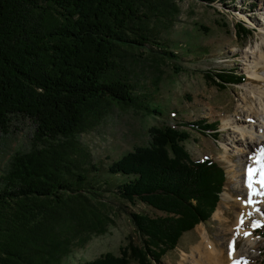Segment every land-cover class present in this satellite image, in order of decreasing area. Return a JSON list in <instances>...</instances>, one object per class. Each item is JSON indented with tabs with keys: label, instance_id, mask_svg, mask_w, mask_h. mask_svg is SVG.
I'll return each mask as SVG.
<instances>
[{
	"label": "trees",
	"instance_id": "obj_1",
	"mask_svg": "<svg viewBox=\"0 0 264 264\" xmlns=\"http://www.w3.org/2000/svg\"><path fill=\"white\" fill-rule=\"evenodd\" d=\"M168 1L0 0V131L15 114L37 127L30 150L15 154L0 175V264H61L73 243L106 231L111 218L103 191L164 215L129 212L141 245L80 264H151L210 218L224 170L209 157L192 160L183 145L187 132L153 129L147 146L107 167L125 179L107 190L110 182L88 176L75 139L110 105L149 109L139 103L124 63L150 42L176 57L148 23L176 12ZM243 34L244 28L235 29ZM214 75L225 83L244 78L229 70ZM151 111L159 114L157 107ZM186 124L203 134L217 125L203 119Z\"/></svg>",
	"mask_w": 264,
	"mask_h": 264
},
{
	"label": "rangeland",
	"instance_id": "obj_2",
	"mask_svg": "<svg viewBox=\"0 0 264 264\" xmlns=\"http://www.w3.org/2000/svg\"><path fill=\"white\" fill-rule=\"evenodd\" d=\"M168 5L176 10L173 15L170 14V18L168 13V18L150 20L148 23L150 27L154 26L157 37L176 57L164 55L156 48L159 46L156 42H150L145 51L135 50V54L125 58L124 63L139 103L143 106L147 104L149 109L110 105L104 109V114L92 129L77 134L75 139L83 147L81 160L90 169L88 176L100 182H110L111 185H103L106 190L125 180L120 175L110 174L107 167L133 152L136 147L147 146L152 139L153 129L165 126L188 133L189 138L184 140L183 145L192 160L209 157L221 165L225 181L210 218L183 233L174 249L156 261L151 260V264H194L196 257L191 258L192 250L203 239L201 234L206 233L216 243L223 242L225 249L227 237L235 233L231 224L236 213L242 212L240 199L245 196L236 186L243 182L241 169L246 157L230 146L228 139L234 141L238 136L235 128L224 124L234 116L244 118V109L240 106H243L242 98L249 86L264 89V82L258 83L249 77L245 70L249 62L242 53L264 40V34L257 26L260 22L258 18L264 22V13L259 9L264 6V0H169ZM239 27L245 29V34L238 37L235 29ZM158 38L156 41L159 43ZM219 70H229L244 78L225 83L214 75ZM263 74L262 68L260 75ZM206 75L223 84V87L214 84ZM248 104L256 107V99L250 98ZM155 106L159 114L151 111ZM198 119L217 123L216 130L203 134L186 124ZM36 128V123L27 116H11L7 130L0 131V175L9 169L15 154L30 150L35 143ZM91 164L96 169H91ZM102 193L111 218L106 231L90 234L83 244L73 243L61 264H80L105 254L119 256L130 244L141 245L142 238L131 222L129 212L150 217L164 215L139 200L130 203L113 192ZM223 193L231 198L225 200ZM217 211L226 223L215 216ZM262 217H259V221L264 224V213ZM256 220L254 216L249 218L243 227L245 232L253 229L251 238H258L256 247L250 250L254 256L247 258L248 264H264V227L253 228L251 221ZM229 225L230 232L225 234ZM237 241V248H248L246 244L249 241L244 235L239 236ZM129 264L138 262L131 260Z\"/></svg>",
	"mask_w": 264,
	"mask_h": 264
},
{
	"label": "bare ground",
	"instance_id": "obj_3",
	"mask_svg": "<svg viewBox=\"0 0 264 264\" xmlns=\"http://www.w3.org/2000/svg\"><path fill=\"white\" fill-rule=\"evenodd\" d=\"M262 10V13H264V6L259 8ZM254 17L257 19L258 17L254 15ZM243 18V17H242ZM257 24L259 27V30L264 34V22L261 21ZM243 53V58L249 62L248 65L244 63L245 70L248 72L249 77L258 81V83L264 82V74L260 75V70L264 69V40L257 44L250 49H246ZM251 84L253 82H250ZM261 85V84H260ZM254 97L256 99V107L252 104H248L250 101V98ZM243 106H240L244 109V118L235 117L232 120H228L225 122V126L228 124L231 125V127L235 128V132L237 133L238 139L236 140H230V146L234 150H239L243 154H245L246 161L242 166V176L241 179L243 182L241 185H237L236 188L239 189V191L244 192V198H241V205L240 209L242 212L236 213L234 223L231 224V226L234 230V234L229 238L227 237L226 243H225V249H223V242H214L212 241L206 233H202L201 236L203 239L197 244V246L192 250V259H194V256L196 257V261H194V264H233L234 260H241V261H247V264L249 263V260L247 258L254 256L252 254V251H250L252 248L256 247L258 238H251V235L247 237L248 244H246L248 247L247 249H239L237 248V238L239 236H242L244 230L245 224L248 222L249 218L256 217V219L259 221L263 217V206L264 204H255V205H245L244 200L247 199V188L245 186V178H246V169L250 163L249 158L250 155L254 154L258 149L264 148V89L260 86L256 88L254 86H249L248 91L244 94L242 98ZM236 115V114H235ZM257 124L255 121H257ZM249 139V140H248ZM245 144V146H244ZM240 145V146H239ZM243 146L242 148H240ZM232 150V151H234ZM224 197L225 200L228 198H231L229 194H222V198ZM255 200H264V197H254ZM237 200V199H236ZM239 200V201H240ZM236 202V201H235ZM238 202V201H237ZM239 205V203H238ZM255 208H260V212L254 211ZM237 212V211H236ZM251 212L252 215H248V213ZM243 214V225L239 224L241 215ZM216 217L219 219L221 218L222 221V215L220 216L219 211H217V214H215ZM226 223L224 220L222 221ZM253 222V221H251ZM262 222V221H261ZM223 224V223H222ZM239 225V234H237V229ZM231 226H228V230L226 229L224 232L227 234V231L230 232ZM236 230V231H235ZM253 229H248L247 232L252 233ZM233 233V232H232ZM224 235V234H223ZM200 236V237H201ZM222 236V235H221ZM235 239V251L232 253V255L229 254V243ZM225 240V239H224ZM223 240V241H224ZM186 256V255H185ZM184 259V258H183ZM191 259V261H192ZM180 264H183L181 262Z\"/></svg>",
	"mask_w": 264,
	"mask_h": 264
},
{
	"label": "snow or ice",
	"instance_id": "obj_4",
	"mask_svg": "<svg viewBox=\"0 0 264 264\" xmlns=\"http://www.w3.org/2000/svg\"><path fill=\"white\" fill-rule=\"evenodd\" d=\"M249 165L246 169L245 186L247 188V199L244 200L245 205L264 204V200H255L254 197H264V148L258 149L254 154L249 156ZM254 211L260 212V208H255ZM248 215H252L251 212ZM243 214L241 215L239 224L243 225ZM253 228L264 227L260 221L252 222ZM239 234V225L237 229ZM244 237L247 238L251 235L250 232H244ZM229 254L235 251V239L229 243ZM233 264H247V261L234 260Z\"/></svg>",
	"mask_w": 264,
	"mask_h": 264
}]
</instances>
